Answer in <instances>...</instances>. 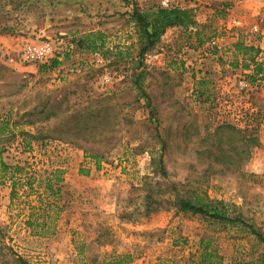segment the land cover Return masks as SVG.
<instances>
[{
	"label": "rangeland",
	"instance_id": "obj_1",
	"mask_svg": "<svg viewBox=\"0 0 264 264\" xmlns=\"http://www.w3.org/2000/svg\"><path fill=\"white\" fill-rule=\"evenodd\" d=\"M136 1L149 8L162 0ZM243 1L200 4L199 35L173 26L145 54L150 104L134 87L138 35L122 8L94 15L83 2L0 0V35L21 36L20 48L53 39L61 61L42 69L0 57L8 68L0 81V264H200L202 238L221 264L264 255L249 230L173 204L201 192L230 203L264 233V79L240 71L245 60L234 48L244 40L260 56L264 7L249 18ZM233 18L243 26H232ZM92 28L106 40L95 52L79 44ZM127 45L132 55L119 58ZM221 124L259 138L238 166L213 155ZM2 162L24 169L15 174ZM29 217L46 227L28 226Z\"/></svg>",
	"mask_w": 264,
	"mask_h": 264
},
{
	"label": "trees",
	"instance_id": "obj_2",
	"mask_svg": "<svg viewBox=\"0 0 264 264\" xmlns=\"http://www.w3.org/2000/svg\"><path fill=\"white\" fill-rule=\"evenodd\" d=\"M126 4L132 3L133 10L130 14V20L134 23L136 32L138 35L137 43L139 45V60L138 65L134 71V87L138 92L139 97L146 98L151 104L150 96L145 89L144 83L147 77L146 70L143 68V61L145 54L153 49L161 40L164 33L168 28L173 26H180L185 29L196 28V35L200 34L198 27L200 26L196 19L195 11L192 8L172 6L162 7L161 4L154 5L149 8H143L136 0L131 2L130 0H124ZM199 38V37H198ZM79 44L92 52L102 50L106 46L105 35L102 31L91 32L79 39ZM119 48V47H118ZM118 49L116 53L119 58L123 59L132 55L131 46L127 45ZM234 48L237 54H241L245 60L244 67H250L247 60L252 61L254 65L252 75L255 76L263 70V63L259 62L258 54L260 48L254 44H248L244 40H237L234 42ZM118 59V58H117ZM61 61L52 59L49 62L42 63L40 66L42 69H52L59 66ZM237 65V64H235ZM8 68L0 64V81L3 78L2 72L7 71ZM223 134H227L225 139ZM35 137H39L35 135ZM216 140L219 148V153H215L216 159L222 163H228L230 165L238 166L243 159H248L251 155V148L259 144V138L254 130H243L237 128L232 124H221L216 130ZM227 145V146H226ZM246 146V148L243 147ZM165 147V145H164ZM164 151V150H163ZM160 164L164 163V153L162 152ZM4 169H12L14 173L21 171L24 167L19 165L9 166L5 162H2ZM60 170H56L57 174ZM14 177V175H12ZM51 179L46 180L47 189L53 191L54 187L50 182ZM27 184L32 188L33 180L27 178ZM18 182L13 180L12 194L16 193V186ZM175 204L179 209L183 211H190L194 214H200L208 220L219 224L241 226L244 229L249 230L260 244H264V233L251 223H248L242 216L234 215L235 212L233 206L223 200L211 199L208 195L201 192H196L190 198L177 197ZM42 207V206H39ZM44 208V207H42ZM47 220H36L28 218L26 224L30 227H46ZM223 257L219 254L218 249L212 247V241L210 239L202 238L200 247V264H221ZM120 262H117L118 264ZM239 264H264V255L260 256L256 260L240 262Z\"/></svg>",
	"mask_w": 264,
	"mask_h": 264
},
{
	"label": "crops",
	"instance_id": "obj_3",
	"mask_svg": "<svg viewBox=\"0 0 264 264\" xmlns=\"http://www.w3.org/2000/svg\"><path fill=\"white\" fill-rule=\"evenodd\" d=\"M54 1H56L59 4L58 5L59 7H62L64 5V3H63L64 1H69V6H71V7L73 6V4H80L83 2L85 9H88L89 12L94 13V15L95 14H101V13L106 14V13H109V11L117 12L118 10H120L122 8V11L126 12V15L130 17V14L133 10L132 3L126 4L122 0H54ZM194 1H199V3L197 4L196 2H193L192 0H177L175 3H176V6L192 8L195 12H197L198 8L196 9V7L199 6L200 4H203V7H205L206 5H210L211 1H219V0H194ZM239 2H241V1H239ZM114 4L119 5L118 8H116V5H114ZM242 6L245 8V12L249 16V18L256 17L261 13V11L264 7V1L263 0H244L242 2ZM210 10L214 13V10H212V7L210 8ZM201 19H202L201 14H198L197 20H198L199 24L202 23V21H203ZM246 23H247V21L245 22V24ZM134 27L135 26H132V28H134ZM175 28L176 27L169 28L166 31V33L168 31L175 29ZM99 29H102V28H99ZM134 30H135V28H134ZM91 31H98V30H97V28H92V30H90V32ZM261 31H262V35H264V27L261 29ZM261 38H263L260 41L261 54L257 58H258L259 62H262L264 64V36H262ZM22 41L23 40L21 39V36L15 37V36L0 35V44H4L5 47L9 48V51L11 54H15L17 52V50H19V48H20L19 45ZM231 51L233 53V50H230V52ZM242 58L240 57V59H242ZM240 71L242 73L246 74V76L250 77L252 75V72H253L252 65H250L249 68H244V69H241Z\"/></svg>",
	"mask_w": 264,
	"mask_h": 264
},
{
	"label": "built area",
	"instance_id": "obj_4",
	"mask_svg": "<svg viewBox=\"0 0 264 264\" xmlns=\"http://www.w3.org/2000/svg\"><path fill=\"white\" fill-rule=\"evenodd\" d=\"M162 7H172L173 4L170 0H162ZM232 26H243L241 19L233 18L231 20ZM255 31H259V26L255 24L253 26ZM217 41L215 39L211 40L208 44H214ZM59 43L53 39L46 38L38 41H25L20 50L16 55L11 54L9 49L2 47L3 52H0V57L6 58L8 62H22V63H46L52 59H59L60 54L58 53ZM253 73V72H252ZM258 81H262L264 74L259 73L255 75ZM242 84L247 86L250 84V80L247 78L242 79Z\"/></svg>",
	"mask_w": 264,
	"mask_h": 264
}]
</instances>
